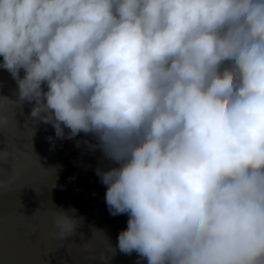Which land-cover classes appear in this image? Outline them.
Listing matches in <instances>:
<instances>
[{
	"label": "clouds",
	"instance_id": "obj_1",
	"mask_svg": "<svg viewBox=\"0 0 264 264\" xmlns=\"http://www.w3.org/2000/svg\"><path fill=\"white\" fill-rule=\"evenodd\" d=\"M0 68L56 137L94 135L120 251L264 264V0H0ZM56 208L60 237L83 222Z\"/></svg>",
	"mask_w": 264,
	"mask_h": 264
},
{
	"label": "water",
	"instance_id": "obj_2",
	"mask_svg": "<svg viewBox=\"0 0 264 264\" xmlns=\"http://www.w3.org/2000/svg\"><path fill=\"white\" fill-rule=\"evenodd\" d=\"M16 99V80L0 68V150L8 152L0 158V264H146L117 247L127 214L112 215L105 203L96 169L111 162L90 147L94 135L56 137L51 123L30 115L31 102ZM56 206L83 217L65 237Z\"/></svg>",
	"mask_w": 264,
	"mask_h": 264
}]
</instances>
